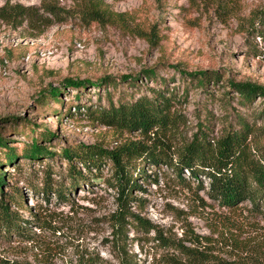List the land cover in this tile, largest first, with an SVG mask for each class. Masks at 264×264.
<instances>
[{
	"label": "rangeland",
	"instance_id": "374dc122",
	"mask_svg": "<svg viewBox=\"0 0 264 264\" xmlns=\"http://www.w3.org/2000/svg\"><path fill=\"white\" fill-rule=\"evenodd\" d=\"M54 1L69 8L87 0ZM102 1L112 15L87 23L73 12H46L42 0H0V7L22 4L30 12L16 21L0 16V135L19 152L15 161L1 166L6 182L0 198L29 219L23 225L35 231V238L27 240L0 228V256L32 264H69L91 254L94 264H120L128 253L137 264H172L170 257L180 254L176 245H193L190 238H201L228 257L235 233L248 241L246 249L255 250L254 242L262 245L264 215L249 200L222 205L208 192V174L179 169L175 163L189 136L208 130L215 143L229 126L238 125L237 113L264 126V114L257 115L263 98L243 105L229 84L264 85V0ZM149 68L156 77L147 76ZM200 69H217L221 76L202 86L184 72ZM68 78L99 82L76 87ZM52 86L60 89L58 98L49 91ZM153 87L177 94L176 107L185 122L167 148L169 160H138L133 169L135 198L128 209L148 219L150 230L128 220L123 237L118 236L119 191L110 180L115 176L111 160L99 169L92 167L91 173L98 175L73 188L69 199H62L55 188L46 193L31 185L43 184L48 163L55 169L53 185L70 181L64 176L68 160L60 155L64 146L100 143L115 148L130 138L152 143L138 129L119 130L91 118L86 108L151 94ZM77 103L82 111L75 110ZM43 128L53 134L41 138V144L51 145L55 154L23 157V146ZM255 138L260 155L264 136ZM3 149L0 145L1 156ZM77 165L88 173L83 163ZM17 188L24 202L14 198ZM126 219H132L129 213Z\"/></svg>",
	"mask_w": 264,
	"mask_h": 264
},
{
	"label": "trees",
	"instance_id": "16d2710c",
	"mask_svg": "<svg viewBox=\"0 0 264 264\" xmlns=\"http://www.w3.org/2000/svg\"><path fill=\"white\" fill-rule=\"evenodd\" d=\"M43 9L53 15L65 11L66 14H77L87 23L93 21H103L112 15V11L103 5L102 0H87L73 7L60 6L54 0H42ZM30 12L22 4H5L0 7V16L16 21L19 16L24 17ZM120 15V13H116ZM147 76L156 77V71L152 68L145 70ZM196 79V83L205 86L210 79L218 80L221 72L217 69H200L195 71H185ZM127 78V77H126ZM68 84L81 87L89 82L95 84L91 79H67ZM115 83V82H114ZM229 83V81H228ZM236 92L243 105L249 104L254 97L260 96L264 100V85L251 81H238L229 83ZM151 94L143 93L133 99H119L118 102L110 100L107 105L90 108L87 105L86 111L93 119L100 120L119 130L138 129L143 134L153 140L152 143H145L143 139H128L115 148H110L100 143L90 144H71L60 149V155L68 160L64 176L70 178L68 183L62 180H55L52 172H55L52 163H48L45 169L44 181L35 189L49 193L50 189L55 188V192L62 199H69L66 195L77 188L80 184L91 182V178L98 173H91L92 167L99 169L106 160H111L114 168V178H110L112 184L118 188V202L120 208L115 214L118 236L123 237L124 228L128 220L138 223V226L150 230L153 224L148 219L140 217L138 214L128 209L129 202L135 198L132 193L136 185L133 172L137 167V161L151 159L158 162L161 159L169 160L167 148L171 146L174 136L181 133V123L185 119L183 113L176 107L177 94L166 91L160 87H153ZM49 91L59 97L60 89L51 87ZM81 103L74 105L75 110H81ZM264 114V105L258 109V116ZM237 124L229 126L221 136L213 143L208 130L195 132L189 136L181 145L178 155L179 161L176 167L181 169L188 167L191 172L203 171L210 177L209 194L212 198L227 207H234L242 201H251L255 212L264 215V152L256 154L260 143L255 138L257 134L264 136V126L251 123L248 117L237 113ZM202 128V127H201ZM150 131H152L150 133ZM53 133L48 128H43L39 136H34L32 140L23 146V157L41 159L44 156H53L56 152L51 145L41 144L40 139L47 138ZM160 135H163V139ZM253 136V137H250ZM184 139V138H183ZM0 145L4 146V155H0V187L6 182V174L1 169L4 162H13L19 156L17 145H9L6 138L0 135ZM77 162L83 163L88 169V173L82 171ZM140 166V165H139ZM91 173V174H90ZM13 196V195H12ZM14 198L18 202L22 201V193L17 188ZM25 203L22 204L24 206ZM129 213L132 219H126ZM37 215V214H36ZM264 217V216H263ZM25 217L18 211L11 208L8 201L0 198V228H4L8 234H19L21 237L32 240L35 231L27 225H23ZM134 218V219H133ZM231 220V219H229ZM38 222V221H35ZM130 222V221H129ZM228 226V225H227ZM232 231V227H228ZM201 238H190L193 245H186L180 242L176 248L180 254L172 255V264H264L260 254L264 255V235L261 242H254L252 247L255 250H248V241L240 239L235 233L230 238L232 252L228 257L216 253L214 248L203 243ZM168 243V242H167ZM244 244V245H243ZM252 244V243H251ZM253 245V244H252ZM256 245V246H255ZM242 250V252H239ZM263 252V253H262ZM95 255H79L69 264H94L97 260ZM0 264H32L20 257L10 258L0 256ZM120 264H137L128 257V253L122 258Z\"/></svg>",
	"mask_w": 264,
	"mask_h": 264
}]
</instances>
